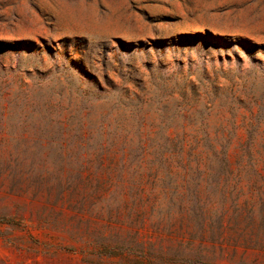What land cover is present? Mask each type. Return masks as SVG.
I'll return each mask as SVG.
<instances>
[{
  "label": "rangeland",
  "instance_id": "obj_1",
  "mask_svg": "<svg viewBox=\"0 0 264 264\" xmlns=\"http://www.w3.org/2000/svg\"><path fill=\"white\" fill-rule=\"evenodd\" d=\"M0 264H264V0H0Z\"/></svg>",
  "mask_w": 264,
  "mask_h": 264
}]
</instances>
